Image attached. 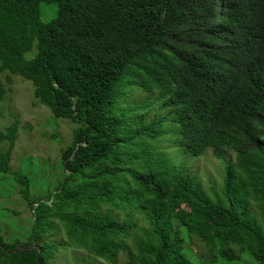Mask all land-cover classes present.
Here are the masks:
<instances>
[{
    "label": "trees",
    "instance_id": "obj_1",
    "mask_svg": "<svg viewBox=\"0 0 264 264\" xmlns=\"http://www.w3.org/2000/svg\"><path fill=\"white\" fill-rule=\"evenodd\" d=\"M40 2L57 6L48 21ZM0 70L76 124L44 194L9 166L18 122L0 128V175L31 211L24 236L0 228V264L69 248L110 264H264V0H0ZM206 151L218 171L201 178Z\"/></svg>",
    "mask_w": 264,
    "mask_h": 264
},
{
    "label": "rangeland",
    "instance_id": "obj_2",
    "mask_svg": "<svg viewBox=\"0 0 264 264\" xmlns=\"http://www.w3.org/2000/svg\"><path fill=\"white\" fill-rule=\"evenodd\" d=\"M39 9L41 20L48 21L55 16L57 6L40 2ZM0 81L6 87L4 98L0 103V128L14 121L18 122L17 137L10 154L9 166L11 169L21 168L30 176L33 194H44L63 177L60 148L70 143L71 131L76 124L64 118H55L46 106L33 97L30 81L11 75V81L8 82L6 72L2 70H0ZM0 148H5V144H1ZM192 162L193 168H198V175L201 178L208 176L209 173L216 176L218 166L215 165L218 161L210 151H206L203 156L197 157ZM204 167L209 168L211 172L204 171ZM6 175H0V228L3 235L10 239L25 235L30 225L31 211L17 192L18 187L15 182L9 174ZM235 236L239 237L240 234L236 233ZM130 239L127 240L128 244L132 242ZM186 245L204 261L209 259L207 248L198 237L192 236ZM189 255L198 264V258L190 253ZM125 259V253H121L115 264H124ZM81 262L110 264L95 259L82 249L72 248L57 252L49 264Z\"/></svg>",
    "mask_w": 264,
    "mask_h": 264
}]
</instances>
